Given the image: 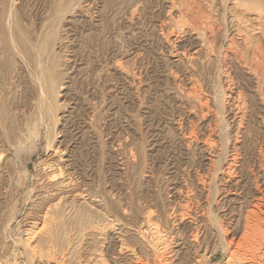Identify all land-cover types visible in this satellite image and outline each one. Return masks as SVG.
<instances>
[{
    "label": "rangeland",
    "instance_id": "rangeland-1",
    "mask_svg": "<svg viewBox=\"0 0 264 264\" xmlns=\"http://www.w3.org/2000/svg\"><path fill=\"white\" fill-rule=\"evenodd\" d=\"M69 2L78 3L80 9L75 14H82L85 23L75 26L65 37L66 21L56 25L49 17L57 6ZM8 4L15 11L10 21L20 30V35L25 34L28 43L47 30L56 29L58 37L66 38L61 51L55 52L68 71L57 98L58 120L53 127L44 110L34 109L36 96L31 93L25 73L19 70L17 58L4 50L0 29V140L9 144L11 138L15 141L22 131L31 137H26L29 140H25L27 144L23 147L26 169L18 166L14 169L16 172L13 168L7 174L0 172V264H54L41 256L38 248L47 245L42 237L44 230L53 227L50 220L54 219L53 215L48 216L50 212L41 218L44 214L41 211L51 205L56 196L33 198L39 192L31 189L38 180L41 185L49 184L47 175L56 171V165L62 168L61 161L68 155L72 168H62L64 174L60 180L70 178L74 182L66 197L60 199V208L57 206L53 210L57 227L51 244L54 251H64L66 264H82L84 257L93 251L96 257L105 260V264H110L113 252L118 251L116 234L122 229L127 231L121 236L131 246L136 242L133 238L141 232L143 219L151 213L150 221H160L156 224L161 225L165 246L159 245L157 254L150 247L144 248L146 252L141 250L144 255L136 252L140 262L225 264L232 249L233 252L237 249L235 245L241 236L245 216L255 210L251 207L254 200L264 196L263 181L255 179L258 163L264 165V66L249 76L245 68L232 61L230 50L225 49V29L220 18L224 0H0V17ZM197 33L201 41L212 40L210 45L215 47V52L209 51L204 40L198 42L205 46L206 54H193L194 50L187 43H181L187 38L181 35L192 34L195 38ZM261 41L264 42V37ZM115 61L121 63L123 70L113 67ZM256 86L261 89L259 93L263 98L258 95ZM238 110L245 114L247 122L237 128L230 119V112ZM235 128L240 131L238 137L233 136ZM189 132L193 135L189 136ZM52 134L56 136L45 152L46 141ZM211 140H214L217 155H201L198 148ZM62 149L63 153H59ZM225 150L229 152L228 162L238 153L242 158L240 163L249 191L244 200L253 198L247 202L248 206H241L247 211L237 204L235 199L239 198L233 192L230 196L221 194L223 187L228 185L224 182L226 179L232 184L238 181L236 174L226 178L225 173L216 172L219 166H224L221 153ZM28 152L33 153L30 156ZM3 153L5 157L2 155L0 163L9 156ZM41 161L51 164L52 168L43 169ZM254 181L259 185L257 189ZM227 196L228 200L235 201L227 204L229 212L237 214L232 219L241 217L237 223L224 217L220 209L221 199ZM263 203L258 202L260 210L264 211ZM35 214L38 220H33ZM43 219L49 227L44 225ZM258 226L264 229L261 223ZM27 238L29 240L24 242ZM248 244L243 247L252 249V241V246L247 247ZM243 247L239 251L249 257L252 252ZM157 255L160 257L156 258ZM234 262L238 263V259Z\"/></svg>",
    "mask_w": 264,
    "mask_h": 264
},
{
    "label": "bare ground",
    "instance_id": "bare-ground-1",
    "mask_svg": "<svg viewBox=\"0 0 264 264\" xmlns=\"http://www.w3.org/2000/svg\"><path fill=\"white\" fill-rule=\"evenodd\" d=\"M83 1V0H82ZM81 1H78V3ZM60 3V2H59ZM63 3V2H62ZM76 3V2H74ZM78 3L77 4H72V3H66L63 6L59 7L57 6L54 11L53 14H51V16L49 17L50 21H53L56 25H58L61 21H66L65 22V26L63 28V32L66 31L67 33L69 32H73L75 30V26H80L78 24H82L85 23L84 20L82 18H84V16L82 14H75L77 13V9L78 8ZM82 3V2H81ZM9 6L4 7V16L2 19V16L0 17L2 19V22L0 20L1 24V36L3 35V46H4V50L8 52H10V55H12L13 57L15 56L17 58V64L20 65V69L21 72L23 71V73H25V78L27 80V83L30 86L31 89V93L32 95L35 97L36 96V103L34 104V109L36 108H41L42 110H44L45 113H47L49 119L51 120V126L54 127L55 123H57V118L58 115L56 114V111L59 109V105L57 104V98L59 95V92L62 90V82H63V78L64 76H66L68 68L64 67V62H60V60H58V54L55 51L59 52L61 51L62 48V44H64V41L66 40V38H64L63 36H57V30H52L49 31L47 30L45 34H43V32H40L37 34L35 41H28L25 39V34L24 36L19 34L20 30H17L14 25L12 24V22L10 21L13 11L12 7L10 6V4H8ZM224 8L221 12H223L222 14H220V18H221V25L224 27L225 31L224 32V38L223 40L225 41V49H229L231 52V57H232V61H236L237 64H239L240 66H242L243 68H245V73L246 75H255L254 72H256L255 70L258 69L260 70L261 67L264 66V42L261 41V39L264 37V0H224ZM81 7V6H80ZM223 7V6H222ZM53 8V7H52ZM84 7H82L83 9ZM15 9V8H14ZM172 9V8H171ZM2 10V9H1ZM197 10V9H196ZM52 11V10H51ZM80 11V10H79ZM86 12V10H84ZM15 12V11H14ZM195 12V11H194ZM199 12V11H198ZM203 12V11H202ZM205 12V11H204ZM217 13V11H216ZM218 14V13H217ZM1 15V14H0ZM195 15V14H193ZM214 17L216 16V14H213ZM195 17V16H194ZM202 17V16H201ZM200 17V18H201ZM212 17V15H211ZM214 17H212L214 19ZM218 17V16H217ZM193 18V17H192ZM13 19V17H12ZM69 19V20H67ZM203 19V18H202ZM218 19V18H217ZM215 19V20H217ZM197 20V19H196ZM209 20V19H208ZM219 20V19H218ZM217 20V21H218ZM193 21V20H192ZM213 21V20H211ZM216 21V23H217ZM98 22V21H95ZM215 22V21H214ZM17 22H15L16 24ZM87 23V22H86ZM220 23V22H219ZM82 26V25H81ZM212 26V25H211ZM221 26V27H222ZM18 27V26H17ZM63 27V26H62ZM61 27V28H62ZM76 27V28H77ZM190 27V26H189ZM21 28V27H20ZM178 28V27H177ZM196 28V27H195ZM19 29V28H18ZM171 29V28H170ZM174 29V28H173ZM184 29V28H183ZM209 29V28H208ZM201 30V29H200ZM25 31V30H24ZM23 31V33H24ZM182 32V31H181ZM185 33V32H184ZM187 33V32H186ZM206 33V32H205ZM203 34V33H202ZM258 35H260L258 37ZM182 38L183 36H186L187 38L184 40H181V43H187L188 47H191V50H194L193 54H199L200 52H206L204 50V45L205 44L210 52H213L215 47L211 46L212 40L210 42H208V40L205 38L202 41L204 42L203 44L199 43L201 40L199 39L201 37L200 34L197 33V35L195 36V38H192V34L190 35H181ZM257 36V37H256ZM221 37V36H220ZM27 38V37H26ZM180 38V37H178ZM30 39V38H29ZM222 39V38H221ZM210 40V39H209ZM199 41V42H198ZM201 41V42H202ZM237 41L240 42L242 45L240 46L237 44ZM183 44V45H184ZM211 44V45H210ZM216 44V43H215ZM1 45V44H0ZM2 46V48H3ZM216 46V45H215ZM222 46V45H221ZM21 47H25V48H21ZM56 47V48H55ZM1 48V47H0ZM220 49V48H219ZM224 49V48H223ZM2 50V49H1ZM22 50V51H21ZM183 50V49H182ZM221 50V49H220ZM3 51V50H2ZM24 51V52H23ZM58 52V53H59ZM215 52V51H214ZM206 54V53H205ZM6 55V54H5ZM9 55V56H10ZM29 56V57H28ZM14 57V58H15ZM209 61V60H208ZM113 62V61H112ZM116 63L112 64L113 67H115L116 69H122L124 68L122 65L118 64V61H115ZM211 62V61H209ZM174 63V62H173ZM172 64V63H171ZM232 64V63H231ZM231 66V65H230ZM113 68V69H115ZM60 69L62 70V73H60ZM115 69V70H116ZM123 70V69H122ZM225 71V70H224ZM235 71V70H234ZM20 72V71H19ZM122 72V71H121ZM262 72V71H261ZM264 72V71H263ZM258 73V72H257ZM113 75V74H112ZM261 75V74H260ZM259 75V76H260ZM23 76V77H24ZM257 76V74H256ZM255 76V77H256ZM247 77V76H246ZM261 77V76H260ZM244 78V77H243ZM250 78V77H249ZM264 78V77H263ZM190 79V78H189ZM245 79V78H244ZM227 80V79H226ZM250 80V79H247ZM246 81V80H245ZM252 81V80H251ZM250 81V82H251ZM254 81V80H253ZM258 81V80H257ZM236 82V81H235ZM249 82V81H248ZM260 82V81H258ZM228 85V84H227ZM235 86V84H234ZM238 88V87H237ZM257 86H256V90H257ZM169 89V88H167ZM240 89V88H239ZM172 90V89H171ZM232 90V89H231ZM259 90V91H258ZM257 93L258 95L260 94V88H258ZM240 92V91H239ZM169 93V92H168ZM238 93V92H237ZM256 93V92H255ZM254 93V94H255ZM262 94V93H261ZM260 94V97H262V95ZM174 95L177 97L176 93H174ZM240 95V94H239ZM246 95V94H245ZM174 96V97H175ZM181 96V95H180ZM238 96V95H236ZM249 96V95H248ZM241 97V96H240ZM258 98V96H256ZM259 97V98H260ZM264 97V95H263ZM262 97V98H263ZM239 98V96H238ZM255 98V97H254ZM172 99V98H171ZM177 99V98H176ZM212 100V99H211ZM264 100V99H262ZM238 102V101H237ZM65 103V102H64ZM261 103V102H260ZM264 103V101H263ZM233 104V103H232ZM243 104V103H242ZM241 104V105H242ZM248 104V103H247ZM77 106V105H76ZM234 106V105H233ZM244 106V105H243ZM243 106H241L240 108H242ZM259 106V105H258ZM262 106V104H261ZM235 108L238 107L237 105L234 106ZM264 107V105H263ZM232 108V107H231ZM260 108V107H259ZM244 109V108H243ZM261 109V108H260ZM259 109V110H260ZM230 111V109H228ZM239 111V110H238ZM243 111V110H242ZM261 111V110H260ZM71 113V112H70ZM231 113V120L232 122H234L237 125V128L241 126L242 122H245V114L243 112H230ZM263 113V112H262ZM264 114V113H263ZM247 116V115H246ZM180 117V116H179ZM22 118V117H21ZM216 118V117H215ZM20 119V118H19ZM57 119V120H56ZM170 119V118H169ZM168 119V120H169ZM21 120V119H20ZM174 120V119H173ZM161 121V120H160ZM175 121V120H174ZM212 121V120H211ZM230 121V120H229ZM180 122V121H179ZM227 122V121H226ZM247 122V121H246ZM178 123V122H177ZM157 124V123H156ZM160 123L158 122V125ZM246 124V123H245ZM248 124V123H247ZM246 124V125H247ZM180 125V123H179ZM178 125V126H179ZM209 125V124H208ZM229 125V124H228ZM235 125V126H236ZM157 126V125H156ZM155 126V127H156ZM181 126V125H180ZM179 126V127H180ZM225 126V125H224ZM234 126V125H233ZM248 126V125H247ZM222 127V126H221ZM226 127V126H225ZM228 127V126H227ZM242 127V126H241ZM83 128V127H82ZM85 128V127H84ZM186 128V127H185ZM245 128V127H244ZM53 129V128H52ZM156 129V128H155ZM212 129V128H211ZM242 129V128H241ZM247 129V128H246ZM245 129V130H246ZM178 130V129H177ZM244 130V131H245ZM158 131V130H156ZM185 131V130H184ZM187 131V130H186ZM193 131V130H192ZM213 131V130H212ZM242 131V130H241ZM244 131H243V135H244ZM26 132V131H25ZM54 132V131H53ZM21 133L23 134H17V138L15 139V141H12L11 138V143L9 142V144L7 143H3L0 140V148L3 150V152H7L9 153L10 158L5 157L4 153L0 150V162L2 160V155L4 156L2 163H0V172L6 173L8 172V170H10L11 168H13V170L20 166L23 170H25L26 168L23 167V159L22 157H25L23 155V147H24V142L26 139L27 134H24V131H22ZM181 133V132H180ZM186 133V132H185ZM190 133V132H189ZM232 133L233 136H237V134H240V131L237 130L235 128V131H233ZM152 134V133H151ZM193 135V132H191L189 134ZM157 134L153 135V137H155ZM187 135V134H186ZM242 135V133H241ZM30 136V135H29ZM55 134H52V137L50 139H48L46 141L45 147H44V151H48V149L51 148L52 143L54 141L55 138ZM209 136V135H208ZM240 136V135H239ZM13 137V136H12ZM15 137V136H14ZM206 137V136H205ZM210 137V136H209ZM243 137V136H242ZM29 139L31 137H28ZM208 138V137H207ZM28 139V140H29ZM209 139V138H208ZM239 139V138H238ZM14 140V139H13ZM27 140V141H28ZM153 140V139H152ZM207 140V139H206ZM210 140V139H209ZM208 140V141H209ZM194 141V140H193ZM36 142V140H35ZM34 142V143H35ZM158 142V141H155ZM206 142V141H203ZM238 142V140L236 141V143ZM241 142V141H240ZM238 142V143H240ZM243 142V141H242ZM188 143H191V141L189 140ZM207 143V142H206ZM205 143V144H206ZM27 144V143H26ZM25 144V145H26ZM203 144V143H202ZM241 145V143H240ZM28 146V145H27ZM216 147V145L214 144V140H211L210 142H208L205 146L203 144V147H199L198 151L199 153H201V155L206 156V154H209L212 157L213 155H217L215 154V150L214 147ZM37 149V147H35ZM239 148V147H238ZM237 148V150H238ZM28 148H26L27 150ZM65 149V148H63ZM61 150L59 153H63L64 150ZM233 151H235V147L232 146ZM34 152V151H33ZM31 154L28 152V154L31 156ZM57 152V149H56ZM218 152V151H217ZM220 152V151H219ZM3 153V154H2ZM234 153V152H233ZM12 154V155H11ZM219 154V153H218ZM228 150H225L223 152V154L221 153V161H223V165L224 166H219L220 168L216 170L217 174L220 172L225 173L224 175L227 176L226 178H229V176L232 175H237L238 176V181L239 184H232L231 180L226 181L225 179H223V181L225 183H227L228 185L226 187H223V192L221 194H228L230 196V193L233 192V195H236L237 198H239L238 200L235 199V201L237 202V204L240 206L247 205L249 203H247L248 201L250 202V200H252L251 198H249L250 200H248L247 202L245 201L248 196V192H247V184L246 178L244 177L242 172V164L240 163V161L242 160V158H239L240 154L236 153L237 156L235 155H231V162H228ZM235 154V153H234ZM14 155V156H13ZM26 155V154H25ZM70 155H68L67 157H63L66 158L64 161L63 158H61V156L58 158L61 162H62V168H68L69 170H71V166H72V161L69 159ZM202 156V158H203ZM41 158V156H40ZM205 159V158H204ZM238 159V161L236 162L235 160ZM17 160V163H16ZM73 160V159H72ZM206 160V159H205ZM211 161V160H210ZM220 161V160H219ZM43 161H41L39 164H41ZM74 163V162H73ZM210 163V162H208ZM236 163V164H235ZM43 164V163H42ZM238 164V165H237ZM53 165V164H52ZM118 165V164H117ZM233 165H237V166H233ZM43 169L47 168L46 166H48V168H52L51 164H47L44 162L43 164ZM60 167V165H56L55 169L56 171H51L49 172V175H47V180L50 182L47 185H41L42 183L40 182V180L36 181L34 184L36 185L35 187H32L31 190L33 189H38L37 191L39 192L37 195L33 196V198L35 197H53L56 196L55 199L53 200L52 204L49 206H47L46 208H43V210L41 211V213H44L42 216H40L41 218H44V216L49 212L51 213L50 215V225H52L53 227H49L47 225H45L46 220L43 219L44 225L49 227L48 229L44 230V234L42 237V240L44 241L45 244H47L46 246H43L42 248H38L40 250L41 256H43L47 261L49 262H53L54 264H66L65 263V259H64V251L63 252H56L53 250V247H51L52 245V239L54 238V232L56 231V221H57V217L54 216V209L57 208L60 199L63 197H66V193L70 187V185L72 184V181L74 182V180L71 181L70 178L67 179H61L62 174H64L62 172V169ZM122 168V167H121ZM234 168V169H233ZM256 169H259V172L257 174L256 172V176L255 179L261 180V182L263 181V186H264V165L261 164V162L258 163V167ZM12 170V169H11ZM14 170V171H15ZM118 170V169H117ZM215 171V170H214ZM16 172V171H15ZM75 172V171H74ZM68 173V172H67ZM73 173V172H72ZM222 179V178H221ZM220 179V180H221ZM231 179V177H230ZM248 179V178H247ZM249 180V179H248ZM247 180V182H248ZM252 182V181H251ZM258 182V181H257ZM207 183V182H206ZM222 183V182H221ZM250 183V182H249ZM256 182L254 181V184ZM201 184V183H200ZM41 185V186H39ZM208 185V184H207ZM236 186H239V188L237 189ZM256 186V188H255ZM253 186L255 189L258 188L259 185ZM252 188V187H251ZM217 189V188H216ZM215 189V190H216ZM222 189V187L220 188ZM253 189V188H252ZM260 189V188H259ZM262 189V188H261ZM260 189V190H261ZM30 190V191H31ZM249 190V189H248ZM258 192H261V191ZM263 190V189H262ZM219 191V189H218ZM221 192V190H220ZM219 192V194H220ZM211 194V193H210ZM264 195V193H262ZM261 194V195H262ZM216 195V194H215ZM232 195V194H231ZM252 195V194H251ZM210 196V195H209ZM235 196V197H236ZM250 196V195H249ZM260 196V195H259ZM205 197V194H204ZM207 197V196H206ZM213 197V196H212ZM259 198V197H258ZM208 199V198H207ZM245 199V200H244ZM100 200V199H99ZM102 200V199H101ZM210 200V199H209ZM233 199L228 200V196L226 198H222L221 199V205L219 204V206H221V210H223V214L224 217H229V219H231V222H234L235 219H232L233 217L235 218V216L237 214H235L234 212H229V209L227 204ZM55 201V203H54ZM229 201V202H228ZM234 201V200H233ZM232 201V202H233ZM234 201V202H235ZM264 202V196H262V198L260 197L259 199L254 200V204L251 206L253 209H255L256 211H258L260 213L256 214L255 210H249L250 212H248V214L245 216V221L243 224V228H242V233L241 236L239 237L237 243H236V250L233 252V249L231 251V253L229 254L230 257H228L227 261L225 262V264H264V229L262 230L260 226H258L259 223L262 224V226L264 227V211L260 210V204H258V202ZM211 202V200H210ZM230 202V203H232ZM208 203V202H207ZM213 204V203H211ZM210 204V205H211ZM264 204V203H263ZM62 204H59V206ZM58 206V207H59ZM62 207V206H61ZM64 207V205H63ZM62 207V208H63ZM60 208V207H59ZM149 208V207H148ZM224 208H227L224 210ZM234 208V206H233ZM239 208V207H237ZM249 208V207H248ZM219 209V208H218ZM242 209V208H241ZM240 211L242 212V210L244 211V209H242ZM54 210V211H53ZM58 210V209H57ZM145 211V210H144ZM147 211V210H146ZM149 211V210H148ZM231 211V210H230ZM236 211V210H235ZM247 211V209H246ZM59 212V211H58ZM237 212V211H236ZM57 213V212H56ZM146 213V212H145ZM28 214V213H27ZM149 214V213H148ZM152 214V213H151ZM147 215L144 219H143V226L141 228V232H139V235L137 234L135 237L133 238L136 240V242L130 246L129 243H126V238H122L121 234L124 235V233H127V231L125 232L123 229L118 232L116 235H118V237H116V242H115V246L117 245V252H113L112 254V262L110 264H143L142 262L139 261V256L137 257V254L139 255H144L143 252L141 250H144V248L146 247H150L152 248V250H155L157 252H155L156 254L158 253L159 249L157 248L159 245H164L162 243L163 239L161 237V235L163 234L162 231L160 230V226L158 224H156V222H158L159 220L152 222L149 219V216L151 215ZM30 215V214H29ZM41 215V214H40ZM142 215V214H141ZM157 215V214H156ZM222 215V214H221ZM244 215V214H243ZM242 215V216H243ZM107 216V215H106ZM233 216V217H232ZM253 216V217H252ZM262 216V217H261ZM98 217V216H97ZM113 217V216H112ZM223 217V218H224ZM27 218V217H26ZM33 220H38V215H33ZM49 218V217H48ZM238 218V216H237ZM241 218V217H239ZM235 220L236 223L239 222L238 220ZM159 219V218H158ZM248 219H252L251 222H248ZM24 220V219H23ZM213 220V219H212ZM116 221V220H115ZM215 221V220H214ZM242 221V220H241ZM22 222V221H21ZM31 222V221H30ZM36 222V221H35ZM108 222V220H107ZM117 222V221H116ZM140 222V221H139ZM160 222V221H159ZM213 222V221H212ZM216 222V221H215ZM254 222V223H253ZM19 223V221H18ZM25 223V222H24ZM97 223V222H96ZM101 223V222H100ZM112 223V222H111ZM217 223V222H216ZM220 223V222H218ZM217 223V224H218ZM37 224V223H36ZM99 224V223H98ZM106 223H104L103 225H105ZM113 227H114V223ZM122 224V222H121ZM126 224V223H125ZM138 224V222H137ZM140 224V223H139ZM161 224V223H159ZM215 224V223H213ZM10 225V224H9ZM26 225V224H25ZM35 225V223H34ZM101 225V224H100ZM141 225H142V221H141ZM135 226V225H134ZM217 226V225H216ZM110 227V226H109ZM132 227V225H131ZM137 227V226H136ZM165 227V226H162ZM161 227V229H162ZM218 227V226H217ZM220 227V225H219ZM236 227V226H235ZM262 227V228H263ZM52 228H55V230H53ZM122 228V227H121ZM168 228V227H167ZM234 228V227H233ZM101 229V228H100ZM140 229V227H139ZM221 229V228H220ZM220 229H218V231H220ZM23 230V229H22ZM30 230V228H29ZM28 230V231H29ZM102 230V229H101ZM118 230V229H117ZM136 230V229H135ZM167 230V229H166ZM222 230V229H221ZM41 231V228H40ZM170 231L169 228L167 230V232ZM239 231V230H238ZM27 231H22V233H26ZM43 232V231H42ZM101 232V231H100ZM29 233V232H27ZM34 231L30 234L33 235ZM40 233V232H39ZM169 233V232H168ZM133 234V233H132ZM22 235V234H21ZM101 235V234H99ZM192 235V234H191ZM20 236V235H17ZM24 237V236H23ZM22 237V238H23ZM124 237V236H123ZM165 237V236H164ZM167 238H169L168 236H166ZM165 237V238H166ZM195 237V236H194ZM218 237V236H217ZM32 238V237H31ZM114 239V238H113ZM111 239V240H113ZM29 240V238L24 239L23 241H27ZM171 240V239H169ZM233 240V239H232ZM22 241V242H23ZM97 241V240H96ZM134 241V240H133ZM167 241V240H166ZM250 241H252V243L255 245H250ZM234 242V241H233ZM249 242V244L247 245V247L252 246V249L250 247L249 248H244L246 247V243ZM38 243V242H37ZM36 243V244H37ZM54 243V242H53ZM97 243V242H96ZM170 242H168L169 245ZM230 243V242H229ZM228 243V244H229ZM235 243V242H234ZM35 244V245H36ZM99 244V243H98ZM232 244V243H230ZM94 245V244H93ZM112 246H114V244H111ZM167 245V246H168ZM82 246V245H81ZM99 246V245H98ZM114 246V247H115ZM134 246H138L137 248H140L138 252L137 248ZM179 246V245H178ZM195 246V245H193ZM197 246V245H196ZM244 246V247H243ZM40 247V246H39ZM56 247V246H55ZM54 247V248H55ZM86 247V246H85ZM215 247V246H214ZM244 248L246 250H249L250 252H252V254H250L249 257H247L248 254L245 253H241V251H239L241 248ZM58 249L60 248V246L57 247ZM82 248V247H81ZM110 248V247H109ZM108 248V249H109ZM164 248V247H163ZM191 248V246H190ZM198 248V247H197ZM209 248V247H208ZM234 248V247H232ZM116 249V250H117ZM148 249V248H146ZM166 249V248H165ZM83 250V249H82ZM92 250V249H90ZM104 250V249H103ZM163 250V249H162ZM187 250V249H186ZM190 250V249H189ZM188 250V251H189ZM194 250V249H193ZM196 250V248H195ZM194 250V251H195ZM60 251V249L58 250ZM97 251V250H95ZM145 251V250H144ZM149 251V250H148ZM161 251V250H160ZM177 251V250H176ZM204 251V250H203ZM94 252V251H93ZM93 252H91L90 255H88L86 258L84 257V260H82V264H105L103 260L99 259V257L95 256V252L93 254ZM111 252V251H110ZM111 252V253H112ZM137 252V254H136ZM146 252V251H145ZM152 252V251H151ZM153 255L155 256L156 254ZM166 252V250L164 251ZM206 252V249H205ZM213 252V251H212ZM216 252V250H215ZM247 252V251H246ZM249 252V253H250ZM70 253V252H69ZM73 253V251L71 252ZM204 253V252H203ZM223 253V252H221ZM261 253V254H260ZM39 254V253H38ZM68 254V252H67ZM74 254V253H73ZM147 253H145L146 255ZM150 254V253H149ZM214 254V253H213ZM226 254V253H225ZM259 254V256H258ZM71 255V254H70ZM69 255V258H70ZM109 255V254H108ZM148 255V254H147ZM175 254H173L172 256H174ZM217 255V254H216ZM39 256V255H38ZM72 256V255H71ZM150 257V255H148ZM152 256V255H151ZM204 256V255H203ZM212 256V255H209ZM40 257V256H39ZM68 257V256H67ZM142 257V256H140ZM144 257V256H143ZM153 257V256H152ZM160 257V256H159ZM158 255L156 258H159ZM216 257V256H215ZM258 257V260H257ZM72 258V257H71ZM70 258V259H71ZM81 258V257H80ZM145 258H148L147 256ZM202 258V256H201ZM209 258V257H208ZM236 258L238 259V263H235L234 261L236 260ZM73 259V258H72ZM150 259V258H148ZM147 259V260H148ZM162 259V257H161ZM160 259V260H161ZM171 259V257L169 258ZM200 259V257H199ZM206 259V258H205ZM216 259V258H215ZM79 260V258H78ZM109 260V259H108ZM144 260V259H143ZM146 260V259H145ZM144 260V261H145ZM159 259H157L158 261ZM76 261V260H75ZM111 261V260H110ZM109 261V262H110ZM167 261V260H166ZM193 261V260H192ZM201 261V260H200ZM203 261V260H202ZM201 261V263H202ZM206 261V260H205ZM79 262V261H78ZM156 262V261H154ZM160 262V261H159ZM194 262V261H193ZM192 262V263H193ZM195 262H197L195 260ZM208 262V261H207ZM76 264H80L81 262L77 263L74 262ZM204 263V262H203ZM202 263V264H203ZM212 263V262H210ZM223 263V262H222ZM68 264V262H67ZM146 264V261H145ZM166 264V262H165ZM190 264V263H189ZM215 264V263H214Z\"/></svg>",
    "mask_w": 264,
    "mask_h": 264
}]
</instances>
